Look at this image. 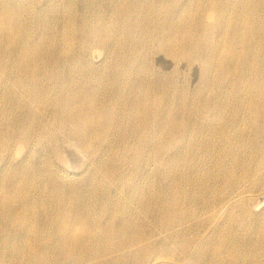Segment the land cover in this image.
Segmentation results:
<instances>
[{"label": "bare ground", "instance_id": "6f19581e", "mask_svg": "<svg viewBox=\"0 0 264 264\" xmlns=\"http://www.w3.org/2000/svg\"><path fill=\"white\" fill-rule=\"evenodd\" d=\"M262 199L264 0H0V264H264Z\"/></svg>", "mask_w": 264, "mask_h": 264}, {"label": "rangeland", "instance_id": "374dc122", "mask_svg": "<svg viewBox=\"0 0 264 264\" xmlns=\"http://www.w3.org/2000/svg\"><path fill=\"white\" fill-rule=\"evenodd\" d=\"M160 58H156L155 59V63H156V67H158V68H162V69H167V68H170V65H171V63H170V60L167 58V60L165 59L166 57L163 55H161V56H159ZM165 57V58H164ZM162 58H164V59H162ZM164 60H166V61H164ZM163 61V62H162ZM166 62V63H165ZM169 64H168V63ZM187 73V72H186ZM189 73V72H188ZM188 73H187V77L189 76L190 77V75H188ZM190 74V73H189ZM189 77H188V79H189ZM69 156V158H71V160H70V164H71V167L72 168H75L76 166H77V163H75V161L77 162L78 161V159L76 158V156L75 155H72L71 153L68 155ZM71 156V157H70ZM73 156H75V157H73ZM73 157V158H72ZM263 203H262V207L261 208H264L263 206H264V200L262 199L261 200Z\"/></svg>", "mask_w": 264, "mask_h": 264}]
</instances>
